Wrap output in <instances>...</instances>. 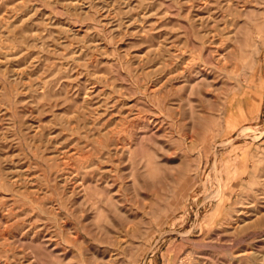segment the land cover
Here are the masks:
<instances>
[{
	"label": "rangeland",
	"instance_id": "1",
	"mask_svg": "<svg viewBox=\"0 0 264 264\" xmlns=\"http://www.w3.org/2000/svg\"><path fill=\"white\" fill-rule=\"evenodd\" d=\"M0 264H264V0H0Z\"/></svg>",
	"mask_w": 264,
	"mask_h": 264
}]
</instances>
